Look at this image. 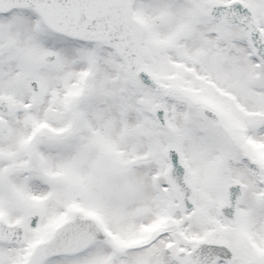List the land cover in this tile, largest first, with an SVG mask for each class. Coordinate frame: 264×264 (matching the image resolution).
<instances>
[{
  "label": "snow or ice",
  "instance_id": "6c2138e0",
  "mask_svg": "<svg viewBox=\"0 0 264 264\" xmlns=\"http://www.w3.org/2000/svg\"><path fill=\"white\" fill-rule=\"evenodd\" d=\"M0 264H264V0H0Z\"/></svg>",
  "mask_w": 264,
  "mask_h": 264
}]
</instances>
